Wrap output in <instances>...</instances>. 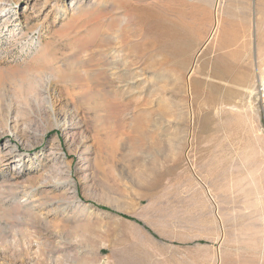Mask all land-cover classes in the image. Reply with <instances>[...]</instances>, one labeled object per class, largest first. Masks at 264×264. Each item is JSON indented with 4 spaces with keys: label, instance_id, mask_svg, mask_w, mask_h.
<instances>
[{
    "label": "rangeland",
    "instance_id": "374dc122",
    "mask_svg": "<svg viewBox=\"0 0 264 264\" xmlns=\"http://www.w3.org/2000/svg\"><path fill=\"white\" fill-rule=\"evenodd\" d=\"M263 79L258 0H0V264H264Z\"/></svg>",
    "mask_w": 264,
    "mask_h": 264
},
{
    "label": "bare ground",
    "instance_id": "6f19581e",
    "mask_svg": "<svg viewBox=\"0 0 264 264\" xmlns=\"http://www.w3.org/2000/svg\"><path fill=\"white\" fill-rule=\"evenodd\" d=\"M258 9H259V13L260 14H263L264 15V0H258ZM262 28V27H261ZM236 53L237 52H235L234 53V56L236 55ZM228 66V65H227ZM230 66V65H229ZM228 66V67H229ZM232 67V66H231ZM230 67V68H231ZM225 69H227V68H225ZM227 70H230V69H227ZM227 73V72H226ZM230 74V73H229ZM228 74V75H229ZM237 74V73H236ZM235 74V75H236ZM223 75H225V73L223 74ZM232 76H234V75H232ZM239 76H241V75H239ZM230 78H231V76H229ZM237 77H238V75L236 76V80H237ZM226 78H227V76H226ZM235 78V77H234ZM239 78H241V77H239ZM231 80H234V79H231ZM236 80H235V82H236ZM262 88H263V92H264V79L262 80ZM28 86V85H27ZM31 86H32V83H31ZM34 86V85H33ZM37 86V85H36ZM36 86H34L35 88H36ZM37 89V88H36ZM40 90H42L43 92H47V90H46V88L45 87H43V89H40ZM263 106H264V101H263ZM64 126L65 127H67L68 125L67 124H64ZM13 146H15L16 147V149H9V150H6L5 152H4V157H5V159H7V160H10V161H18V162H20V161H22L23 160V158H24V154L22 153V152H20V149H18V147H17V145L15 144V145H13ZM18 151V152H17ZM13 168H15V166L13 167ZM16 173H18V172H16ZM15 173V174H16ZM17 175V174H16ZM74 192H75V190H74ZM76 195V194H75ZM76 198H77V195H76Z\"/></svg>",
    "mask_w": 264,
    "mask_h": 264
}]
</instances>
